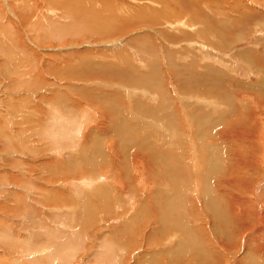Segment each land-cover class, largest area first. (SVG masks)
I'll list each match as a JSON object with an SVG mask.
<instances>
[{
  "label": "rangeland",
  "instance_id": "obj_1",
  "mask_svg": "<svg viewBox=\"0 0 264 264\" xmlns=\"http://www.w3.org/2000/svg\"><path fill=\"white\" fill-rule=\"evenodd\" d=\"M20 1L23 3L14 6V12L9 8V0L8 8L0 2L3 14L0 43L4 51L13 50L18 56V59L10 57L11 52L9 57L5 54L0 57L4 63L0 66V264H24L28 259H22L21 252L28 255L30 264H243L247 242L262 243L256 237L261 236L263 227L259 222L260 214L255 227L241 228V237L233 239V246L228 242L229 250L220 245L214 250L209 244L217 245L228 237L223 229L232 233L235 227H224L222 224L226 221L219 219L226 212V202L222 198L212 201L219 210L212 214L215 218L206 209L196 213L195 208L204 204L202 192L206 187L212 188V167L219 165L216 169V175L222 176L221 180L218 177L219 183L228 179L230 168L240 171L244 179L248 177L244 167H264V160L258 155L253 166L248 164L249 160L245 161L248 146L237 133L241 132L240 127H248L253 118L263 132L264 100L260 103V99H264V0H224L222 4L214 0L209 8L203 0H190L192 6L188 5L189 0H183L184 9H178L172 5L173 0H169L167 5L178 12H174L177 19L172 21L170 16H175L164 10L161 14L164 18L156 22L147 18L157 16V11L152 12L158 9L149 0H139V3L138 0H100L102 7L98 5L99 8L94 9V16L91 6L80 9L76 15L75 11L70 13L69 9L51 6L48 0ZM240 3L250 5L239 6ZM15 39L16 47L12 46ZM10 62L18 64L16 78L20 81L17 83L4 73V70H12ZM104 72L107 78L99 74ZM113 75L115 80L111 78ZM125 75H128L126 80L120 81ZM162 93L166 97L165 105L156 102ZM191 95L196 100L191 99ZM216 97L220 99L215 100ZM210 100H215L219 111L224 110L225 120L217 123L219 128L213 124L214 129L208 127L206 131L204 121L200 119L202 126L193 112L199 107L202 114H210ZM146 108L150 114H146ZM151 111L155 114L151 115ZM59 113L64 115L63 120L69 121V126L79 124L81 127L78 141L74 138L77 143L73 146V141L69 144L70 139H65L68 143L61 141L58 154L53 150L57 143L52 145L47 135L56 130L50 119ZM108 113L113 115L107 118L109 120L105 117ZM48 121L53 130L47 126ZM126 124L127 128L131 127L129 136L132 129L135 134L130 142L142 144L137 148L140 154L146 155V148L152 146L155 155L166 151L178 156L183 149L188 153L190 164L199 163L194 171H189L191 178L186 171L176 176L179 165L176 167L175 162L169 163H175V167H167L170 179L185 185L181 187V199L186 189L193 190L186 201L176 205L179 210L173 215L177 217L169 215L170 208L159 207L161 212L163 210L161 220H173L174 224L170 221H167L169 225L162 224L160 215L153 213L148 194L153 184L147 179L151 176L144 175L139 158L129 163L128 155L133 151L130 152L128 146L130 138L123 140ZM148 124H154L152 131L144 129L143 132ZM105 125L108 130H104ZM217 129L224 131L220 132L224 137L223 145H217L220 163L209 167L211 141L214 136L221 140L220 134H214ZM258 143L264 144L261 140ZM106 144L111 150L105 148ZM97 146L103 147L100 152ZM230 151L234 152L231 156ZM106 153L118 157L117 160L105 165L100 163L102 166L96 164L97 158L105 162L101 154ZM156 159V165L162 163L161 156L157 155ZM119 164L126 171L124 178L119 171L115 172ZM196 176L198 180L194 179ZM229 178L233 182L240 181L233 175ZM139 180L141 183L137 184ZM94 183H102V188H96ZM187 183L189 187L185 188ZM236 186L234 189L238 191L240 185ZM260 191H264V187H260ZM106 197L112 199L110 206L116 207L112 214L103 205ZM192 199L194 206L188 202ZM115 200H120V204ZM176 222L182 226L185 223L181 230L173 228ZM157 227L160 233L155 230ZM218 229L220 234L213 232ZM2 233H7L9 243ZM62 238L65 245L59 254L62 246L57 247L58 252L51 247ZM41 240L51 243L47 252L37 251ZM186 246L189 247L186 249ZM48 255L52 258H46Z\"/></svg>",
  "mask_w": 264,
  "mask_h": 264
},
{
  "label": "bare ground",
  "instance_id": "obj_2",
  "mask_svg": "<svg viewBox=\"0 0 264 264\" xmlns=\"http://www.w3.org/2000/svg\"><path fill=\"white\" fill-rule=\"evenodd\" d=\"M10 2H9V4H10V7L9 8H11V10H12V12H14V6L15 7H19V6H21L20 4H22V3H20L21 1L20 0H9ZM32 1H35V0H32ZM37 1V0H36ZM99 1V3L100 4H96V2H98ZM98 1H96V0H55V1H50V0H48V3H50V5L52 6H56V8L58 7V8H63L65 11L67 10V9H69L70 10V13L71 12H74L75 11V14L77 15V13H79V11H81L80 9H83V8H89L90 6H91V8H92V15H93V12H95L96 10H94L95 8H99L98 7V5L100 6L101 5V2H100V0H98ZM101 1H103V0H101ZM133 1V0H132ZM137 1V0H136ZM168 1L169 0H149V2H151V3H153V4H155V5H157L158 6V9H156V10H153V14H155V12L157 11V13H156V15L157 16H151L150 18L149 17H147L148 18V20L149 21H160L161 19H163L164 17H163V15H161L162 14V11H164V10H167V11H169L170 12V14L172 13L175 17H172V15L170 16V18H171V20L172 21H174L175 19H177V17H176V13H178V12H176L175 10H173L172 9V7L171 8H169V6L167 5V4H169L168 3ZM171 1V0H170ZM217 2H220V4H222L223 2H224V0L222 1H218V0H216ZM249 1V0H248ZM254 1V0H253ZM0 2H1V5H3L4 7H7L8 8V0H0ZM46 2V1H45ZM144 2V1H143ZM203 2H205V4L204 5H206V7L207 8H209L211 5H214V0H203ZM29 3H30V1H29ZM32 3V2H31ZM138 3H139V0H138ZM172 5H175V6H177V8L178 9H184V7H185V5H184V3H183V0H173L172 1ZM254 3V2H253ZM121 4V3H120ZM220 4H218L220 7H221V5ZM0 5V6H1ZM29 5V4H28ZM50 5H48V7L50 6ZM188 5L189 6H192V2L189 0V2H188ZM248 5H250V4H248ZM248 5L246 4V3H240L239 4V6H244V7H248ZM50 6V7H51ZM136 6H138V5H136ZM140 6V5H139ZM203 6V5H202ZM2 7V6H1ZM100 7H102V6H100ZM133 7V6H132ZM213 7H216L217 8V6H213ZM105 8V7H104ZM133 9V8H132ZM176 9V8H175ZM243 9H245L246 11L247 10H249V9H247V8H243ZM10 10V11H11ZM172 10V11H171ZM9 11V10H8ZM64 11V12H65ZM155 11V12H154ZM181 11V10H180ZM89 12V11H88ZM88 12H85V13H87L88 14ZM174 12H176V13H174ZM15 13H16V11H15ZM68 13V12H67ZM83 13V12H82ZM74 14V13H73ZM73 14L71 15L72 17H73ZM74 14V15H75ZM65 15H66V13H65ZM85 15V14H84ZM88 15H90V14H88ZM91 15V16H92ZM144 15V14H143ZM11 16H14V13H13V15H11ZM94 16V15H93ZM92 16V17H93ZM114 16H116V15H114ZM145 17H146V15H144ZM69 17V16H68ZM77 17L78 16H75V18L77 19ZM84 17V16H83ZM82 17V18H83ZM98 17V16H97ZM145 17H143V18H145ZM75 18H74V20H75ZM84 18H87V17H84ZM140 18V17H139ZM73 19V18H72ZM89 19V18H88ZM107 19V18H106ZM146 19V18H145ZM1 20H3V14L2 13H0V21ZM7 20V19H6ZM77 20H79V21H81L80 19H77ZM78 21V22H79ZM134 21V20H133ZM10 22L11 23H15L13 20H11L10 19ZM38 22V21H37ZM82 22V21H81ZM97 22V21H96ZM105 22H107V21H105ZM3 23V22H2ZM36 23V22H35ZM96 24V23H95ZM108 24V23H107ZM7 25V24H6ZM92 25V24H91ZM51 26V25H50ZM93 26H95V25H93ZM5 27V26H4ZM7 27H8V25H7ZM96 27V26H95ZM8 30V29H7ZM12 30V29H11ZM10 30V31H11ZM115 30V29H114ZM12 32V31H11ZM110 34V33H109ZM108 34V35H109ZM17 36V35H16ZM15 36V37H16ZM20 36V35H19ZM18 37V36H17ZM203 38V37H202ZM2 39V38H1ZM19 39V38H18ZM0 42H1V40H0ZM10 42V41H9ZM18 45V43H17V40L15 39L14 40V44L12 45V46H17ZM21 46V45H20ZM14 48V47H13ZM4 49L5 48H3L2 47V45H1V43H0V57L1 58H3L5 55H8V54H10L11 52H13V50L12 51H9L8 49V53H7V51L5 50L4 51ZM10 50H11V48H10ZM22 50V49H21ZM20 52V51H19ZM5 54V55H4ZM8 57H9V55H8ZM10 57H15V59L17 58L18 59V56L16 55V54H14V52L13 53H11V56ZM11 59H14V58H11ZM10 59V60H11ZM14 61V60H13ZM0 62H2V63H0V66H1V64L4 66V63H3V61H0ZM8 62V61H7ZM11 63V62H10ZM9 63V64H10ZM8 64V63H7ZM10 65H11V67H10ZM9 65V68L10 69H12V70H4L5 72L4 73H7L8 75H7V77H13L12 78V81H15V83H17L18 81H20V79H17L16 77L18 76V69H19V67H18V69H17V66H18V64L17 63H11ZM2 69V68H1ZM5 69H7V68H5ZM3 70V69H2ZM33 72V71H32ZM106 72H104V73H99L102 77H104L105 75H103V74H105ZM39 76V75H38ZM128 75H125L124 77H122V78H120L119 80L120 81H125L126 79V77H127ZM138 76V75H137ZM106 78H107V76H105ZM113 80H115L114 78H116L114 75L111 77ZM128 79V78H127ZM117 80V79H116ZM256 84V83H255ZM13 85V84H12ZM256 86V85H255ZM41 87V86H40ZM253 88H254V86H253ZM195 92V91H194ZM258 92V91H257ZM101 93V92H100ZM191 93V92H190ZM205 93H207V92H205ZM263 93V92H262ZM102 94V93H101ZM215 94V93H214ZM214 94H212V95H214ZM217 94V93H216ZM255 94V93H254ZM264 94V93H263ZM100 95V94H99ZM198 95V94H197ZM209 95H211V93H209ZM88 97H90V98H92L93 97V95H87ZM160 97H159V99H158V97L156 98L157 99V101L156 102H158L157 104H159L160 103V105H165V104H167V102L165 101L166 100V97H163L164 96V94L162 93V95H159ZM260 96V95H259ZM264 96V95H263ZM262 96V97H263ZM185 97V96H184ZM215 97V96H214ZM221 97V96H220ZM237 97V96H236ZM256 97H257V95H256ZM101 98V97H100ZM128 98L129 99H131L129 96H128ZM240 98H241V96H240ZM259 98V97H258ZM191 99H193V100H196V98H194V95H191ZM199 99V98H198ZM218 100V99H220L219 97H216L215 98V100ZM150 100V99H149ZM148 100V101H149ZM215 100H210V102H209V107H211V112H210V114H208V115H204V114H202L203 112L199 109V107H197L196 109H194V114L193 115H196L197 116V121L198 122H200V119L202 120V122L204 121V126H206V127H204L205 128V130L207 131L208 129V127H210V129H211V127H213L214 125H217V126H215L216 128H219L218 126H220V124H217L218 122H222L223 123V120H225L224 119V110L222 109V110H220L219 111V106L216 104V102H215ZM257 100V99H256ZM263 98H261L260 99V103L261 102H263ZM130 101H132V100H130ZM259 101V100H258ZM130 103V102H129ZM151 103V102H150ZM241 103V102H240ZM220 104V103H219ZM244 104H246V103H244ZM144 106H146L145 104H144ZM154 106H155V104H154ZM156 106H158V105H156ZM179 106V105H178ZM140 107V106H139ZM183 107H184V105H183ZM200 107H202V106H200ZM257 107V106H256ZM141 108H142V110H143V107H142V105H141ZM145 108V107H144ZM159 108V107H158ZM186 108V107H185ZM184 108V109H185ZM230 108V107H229ZM249 108V107H248ZM109 109V108H108ZM136 109H138L137 107H136ZM179 109H180V107H179ZM182 109V108H181ZM158 110V109H157ZM248 110V109H247ZM97 111V110H96ZM105 111V110H104ZM132 111H134V110H132ZM145 111V110H144ZM155 111V110H154ZM181 111V110H180ZM209 111V110H208ZM108 112V111H107ZM107 112H104V113H107ZM112 112H115L114 110L112 111ZM147 108H146V114H147ZM150 112V111H149ZM148 112V113H149ZM183 112H185L184 110H183ZM250 112V113H249ZM248 113L249 114H251V115H253L252 113H251V111H249ZM99 113V112H98ZM116 113V112H115ZM129 113V112H128ZM136 113V112H135ZM255 113V112H254ZM114 114V113H113ZM150 114V113H149ZM155 114V112H153V111H151V115H154ZM191 114V115H192ZM214 114H215V116H214ZM96 115V114H95ZM106 115V114H105ZM108 115L109 116H105L106 117V119L107 118H111L112 116L108 113ZM129 115V114H128ZM179 115V114H178ZM250 115V116H251ZM156 116V115H155ZM166 116V115H165ZM185 116V115H184ZM195 116V117H196ZM221 116V117H220ZM230 116H231V114H230ZM229 116V117H230ZM248 117H249V115H248ZM52 119H50V123L55 127V131L54 132H52V125L49 123V121H48V123H47V126L50 128V129H52L51 130V132L52 133H49L48 135H47V138L49 139V140H52V145L55 143H57V148H54V146H53V150L57 153L58 152V154L60 153V151L59 150H61L60 148H58L59 146H61V141H63V140H67V139H70L69 140V144H70V141H73L72 143H73V146H74V143L76 142L75 141V139L78 141V135L77 134H79L78 132H79V130H80V125L79 124H74V125H72V126H69V121L68 120H63V118H64V115H62V114H58V115H56V118H54V117H51ZM154 118V117H153ZM152 118V119H153ZM185 119V118H184ZM230 119V118H229ZM252 119V118H251ZM107 120H109V119H107ZM138 120V119H137ZM58 121V122H57ZM130 121V120H129ZM128 121V122H129ZM136 121V120H135ZM134 121V123H136ZM156 121V120H155ZM195 121V120H194ZM211 122V123H208V122ZM104 122V121H103ZM102 122V123H103ZM131 122V121H130ZM138 123L137 124H139V121H137ZM196 122V121H195ZM108 123H109V121H108ZM201 123V122H200ZM107 124V123H106ZM137 124H135V127L136 126H138ZM155 124V123H154ZM154 124L153 125H149V126H147V128H143V130L144 129H146V132H147V130H151L152 131V128L154 127ZM214 124V125H213ZM173 125V124H172ZM196 125V124H195ZM201 125H202V123H201ZM201 125H200V127H201ZM202 125V126H203ZM236 125V124H235ZM103 126V125H102ZM106 126V125H105ZM127 126H128V124H126L125 125V127H124V129H123V131H122V133H123V135H124V137H123V140H125V138H127V137H129L130 139H129V141H128V146L131 148V150H130V152L131 151H133L130 155H128V160H129V163H131L132 161H135L136 162V158H139L140 159V161L141 162H139L140 163V166L142 167V171H144V175L147 177V176H151V177H147V179L149 180V182H151L152 184H153V188L151 187V189H149V196H150V202H151V204L153 205V207H151L152 208V210H153V213H158V215H160V218H159V220L161 221V223H162V221L163 220H161V216H162V212H163V210H162V212H161V208L162 209H168V208H170V210H167V212H169L168 214L169 215H171L173 218H175L174 217V215H173V213H177L178 212V210L179 209H177V207H176V205L179 203V202H181L182 200H185L186 201V198H189L188 197V195H189V193H193V190H191V189H186L185 191H184V193H183V197H184V199H181V194H182V191H181V187H183L184 188V186L185 185H179V183L180 182H175V181H173L172 179H174V178H171L170 179V175L168 176L167 175V167H175V163H176V176H179L180 174H182V172L184 173V171H186L187 172V177L188 178H191V176H190V170L191 171H194V169H195V167H198V164H197V162H193V163H189V158L187 157V154L188 153H186L185 154V152L184 151H182L181 150V154H179L178 156H175L174 154H171L170 153V155L169 154H167L166 153V151H165V153H163V154H157L158 155V158L161 156L162 157V163H160L159 165H160V167H164V168H160L159 167V165L157 164L156 165V156L157 155H155L154 154V149L152 148V147H148V148H146L147 149V154L145 155V154H140L139 152H140V150L139 149H137V148H140L141 146L140 145H142V144H140V143H131L130 142V140H132L133 138H134V136H135V134H134V131H133V129H132V131H131V136H129V130H130V128L131 127H128L127 128ZM139 126L140 127H142L141 126V124H139ZM199 126V125H198ZM199 127V128H200ZM236 127V126H235ZM104 128V130H108L109 128L106 126V127H103ZM167 128V127H166ZM169 128V127H168ZM196 128V131L199 133L200 131H198V127L196 126L195 127ZM201 128H203V127H201ZM200 128V129H201ZM220 128H222V127H220ZM237 128V127H236ZM245 128V127H244ZM263 128V132H260L259 131V129H260V125H259V122H257L256 121V118L254 119L253 118V121L252 122H249L248 123V127H246L245 129H243V128H241L240 127V129H241V132H238L237 131V133L238 134H240L241 135V140H243V143H244V141H246V145L248 146L247 148H248V152L249 153H247L248 155H245L246 156V160L245 161H248L249 160V162H248V164H250L251 163V166H253V163H255L254 162V159H255V157L258 155L259 157H260V160L262 161V160H264V144L263 145H261V144H259L258 142H259V140H261V141H263L264 142V127H262ZM213 129H214V127H213ZM239 129V130H240ZM40 130H42V132H43V129H40ZM136 130H137V128H136ZM142 130V131H143ZM188 130H190V129H188ZM203 130V129H202ZM221 129H217V131H214V134H217L218 136H220L221 135V133L220 132H222L223 131V129H222V131H220ZM68 131H69V135H68ZM120 131V130H119ZM167 131V130H166ZM195 131V132H196ZM213 131V130H212ZM235 131V130H234ZM233 131V132H234ZM143 132H145V130L143 131ZM196 132V133H197ZM211 132V131H210ZM224 132V131H223ZM163 133H164V131H163ZM206 133V132H205ZM226 133V132H225ZM236 133V134H237ZM45 134V133H44ZM148 134V133H147ZM146 134V135H147ZM200 134V133H199ZM203 134V133H202ZM220 134V135H219ZM227 134V133H226ZM89 135H90V133H89ZM120 135V134H119ZM139 135V134H138ZM136 136L137 137V139H138V137L139 136ZM153 135H154V133H153ZM156 135V134H155ZM175 135H178V134H175ZM198 135V134H197ZM234 135V134H233ZM75 136V137H74ZM208 136V135H207ZM210 136H212V135H210ZM223 135H221L220 136V138H221V140L219 141L218 140V138L219 137H215L214 136V138L215 139H213V138H211V139H213V141H211V147H212V151H211V154H209V156H210V160L211 161H209L210 163H208L209 164V167H212L213 166V164H214V166H215V164H216V162H219L220 163V158H219V155L220 154H218V152H217V145L219 146V143L220 144H222L223 145V140L222 139H224V137H222ZM15 137V136H14ZM117 137H118V135H117ZM203 137V136H202ZM213 137V136H212ZM231 137H233V136H231ZM1 138V137H0ZM7 138V137H6ZM75 138V139H74ZM227 138V137H226ZM234 138V137H233ZM10 139V138H9ZM139 139H141V137L139 138ZM206 139V138H205ZM65 140V141H66ZM126 140H128V139H126ZM8 141V140H7ZM202 141V140H201ZM226 141V140H225ZM67 143H68V141H66ZM137 142V141H136ZM142 142H144V141H142ZM169 142V141H168ZM233 142V141H232ZM66 143V144H67ZM77 143V142H76ZM154 143V142H153ZM261 143V142H260ZM54 144V145H55ZM65 144V145H66ZM150 144H152L151 142L149 143V146H150ZM205 144H207L208 145V143L206 142ZM24 145V144H23ZM64 145V144H63ZM113 145V144H112ZM144 145H146V144H144ZM148 145V144H147ZM168 145V144H167ZM210 145V144H209ZM241 145V144H240ZM25 146V145H24ZM67 146V145H66ZM66 146H64L63 148H65ZM169 146V145H168ZM107 147H109V150H111V147H110V145L109 144H106L105 145V148H107ZM165 147V146H164ZM221 147V146H220ZM101 148H103V147H100V146H97V152H100V150H101ZM214 148V149H213ZM23 150V149H22ZM56 150H58V151H56ZM109 150L107 151V152H109ZM220 150V149H219ZM174 151V150H173ZM195 152V151H194ZM117 152H116V148H115V154H116ZM161 153V152H160ZM234 152H232V151H230L228 154L231 156L232 154H233ZM244 153V152H243ZM122 154V153H121ZM245 154V153H244ZM100 155V154H99ZM103 157L105 156V158L104 159H106L105 160V162L104 161H102L100 158H97V163L96 164H100V163H102V165H105L106 164V162H112L113 160H117V158L116 157H112V154H110V153H106V154H101ZM200 155V154H199ZM70 156V155H69ZM201 156V155H200ZM71 157V156H70ZM194 157V156H193ZM195 157H196V155H195ZM232 158V157H231ZM124 159V158H123ZM194 159H196V158H194ZM209 159V158H208ZM108 160H110V161H108ZM202 159H200V163L202 162L201 161ZM224 160V159H223ZM234 160V159H233ZM165 161H167V166L165 165ZM196 161V160H195ZM243 161H244V159H243ZM95 162H96V160H95ZM119 162V160L118 161H116V163H118ZM170 162H175V163H172V164H169ZM187 162H188V164H187ZM234 162V161H233ZM218 163V164H219ZM237 163V162H236ZM90 165V164H89ZM101 165V164H100ZM101 165V166H102ZM219 166V165H218ZM217 166V167H218ZM104 167V166H103ZM115 167V166H114ZM121 167H123V166H121L120 164L119 165H116V171L115 172H117V171H119L120 172V174H123V178L126 176V171L125 170H123ZM153 167H155V169L153 168ZM159 167V168H158ZM200 167V166H199ZM206 167H208V165L206 166ZM217 167H212L211 168V170H214V171H211L212 172V175H213V179H212V181H210L211 182V184H212V188H210V186H209V188L210 189H208L207 187H206V189L204 190V192H202V197H203V202H204V204H202V206H200L201 208H195V209H198V210H196V213H200V210H207V212H210V214H211V217L213 216L214 218H215V216L216 215H212L213 213L215 214V211H216V209H217V207H215L213 204H212V201H218V199L219 198H222V200L224 201L225 200V202H226V212H224V213H222L223 215H222V218H220L219 217V219H224L226 222L225 223H221V222H219V223H221L222 224V226H224V227H226V226H235V227H232V229H233V232L232 233H228L227 232V228L225 229H223L224 230V233H225V235H227L226 237V239L224 238L223 240H220L221 242H219L217 245L216 244H214V243H210V242H208V241H211V238H209V240L208 241H206V243L208 242V243H210L209 245H211L212 247H213V249L215 250V249H217V247L220 245V246H222V247H224L225 249H227V250H229L230 249V247H229V244L231 243V245L233 244V243H235L234 242V238L236 237L237 238V236H240V234H241V232H240V230H241V228H249L250 226H252L253 225V227H255L254 225H256L257 224V222H258V217H259V214H260V216H261V220H259V222L261 221L262 223H263V227H262V232L260 233V229L257 231V234H261V236H257L256 235V237H257V239L259 240V241H261L262 243H264V191H260V187H264V185H262V183L264 182V167H244L243 168V170H245V173L244 174H246V176H248L247 178H242L241 176H240V174H239V172L240 171H236V170H232L231 171V168L229 169V173H228V179H225L224 180V183H222L221 181V183H219L218 181V177H220V180H221V177L222 176H217L216 175V169H217ZM232 167V166H231ZM166 168V169H165ZM234 168V167H233ZM170 169H172V168H170ZM201 169V168H200ZM162 170V171H161ZM202 170V169H201ZM200 170V171H201ZM210 170V169H209ZM239 170V169H238ZM137 171V170H136ZM135 171V172H136ZM246 171H248V172H246ZM109 173V172H108ZM130 173V172H129ZM191 173H193V172H191ZM91 174V173H90ZM115 174V173H114ZM143 174V173H142ZM175 174V173H174ZM198 174V173H197ZM98 175H99V173H98ZM105 175V174H104ZM107 175H110V174H107ZM183 175V174H182ZM185 175H186V173H185ZM210 175V174H209ZM223 175H225V172H223ZM234 176L235 177V179H240V181H235V182H233L232 181V179H230L229 177H231V176ZM133 176V175H132ZM135 176V175H134ZM142 176V175H141ZM194 176V175H193ZM169 177V178H168ZM199 177V176H198ZM200 177H203V176H201L200 175ZM205 177V176H204ZM94 178V177H93ZM136 178V177H135ZM144 178V177H143ZM184 178V177H183ZM182 178V179H183ZM186 178V177H185ZM184 178V179H185ZM98 179V178H97ZM183 179V180H184ZM193 179V178H192ZM194 179H197V176H196V178L194 177ZM207 179V178H206ZM118 180V179H117ZM131 180H133V179H131ZM198 180V179H197ZM135 181V180H134ZM177 181V180H176ZM179 181V180H178ZM185 181V180H184ZM187 181H191L190 179H188ZM186 181V182H187ZM194 181H196V180H194ZM132 182V181H131ZM130 182V183H131ZM142 182H143V180H142ZM175 182V183H174ZM182 182V181H181ZM192 182V181H191ZM190 182V183H191ZM233 182V183H232ZM141 183V181L139 180V183H137V184H140ZM189 183V182H188ZM188 183H187V186L185 187V188H187V187H189V185H190V183H189V185H188ZM85 184L87 185V184H89V182H86L85 181ZM93 184V183H92ZM95 184V183H94ZM102 184V183H101ZM100 184V185H101ZM107 184H109V183H107ZM124 184H126V183H124ZM136 184V183H135ZM182 184H183V182H182ZM184 184H186V183H184ZM192 184V183H191ZM240 185V188H239V185ZM97 185H99V183L98 184H95V186H96V188H98V189H101L102 188V186H97ZM131 185V184H130ZM237 185V186H236ZM132 186V185H131ZM150 186V185H149ZM234 186H236L235 188H239L238 189V191H235V189H234ZM107 187H108V185H107ZM137 187V186H136ZM135 187V188H136ZM202 187V186H201ZM200 187V188H201ZM95 188V189H96ZM130 188V187H129ZM134 188V187H133ZM132 187H131V189H133ZM225 188V189H224ZM125 189H128V188H125ZM194 189V188H193ZM234 189V190H233ZM122 190V189H121ZM195 190V189H194ZM126 191V190H125ZM91 192V191H90ZM110 192V191H109ZM121 192V191H120ZM198 192V191H197ZM241 192H243V193H241ZM97 193V192H96ZM144 193V192H143ZM241 193V194H240ZM141 195V194H140ZM191 196H192V194H191ZM136 197V196H135ZM105 198V197H104ZM112 201V199H108L107 197H106V201L105 202H103L104 204V206H105V209L107 210V212H109V213H113V209H116V207L113 205V206H110V202ZM114 201V200H113ZM116 201V200H115ZM119 201L120 200H118V201H116L115 203H119ZM193 199L192 200H189L188 202H189V204H192L193 206H194V204H193ZM183 203V202H182ZM181 203V204H182ZM185 203V202H184ZM120 204V203H119ZM158 204H159V206H158ZM196 204V203H195ZM115 205H117V207H118V204H115ZM191 205V206H192ZM198 205H199V203H198ZM225 205V204H224ZM157 206H158V208H157ZM217 206V205H216ZM159 207H161L160 209H159ZM182 207V206H181ZM190 208V207H189ZM160 210V211H159ZM192 210V209H191ZM218 210V209H217ZM219 211V210H218ZM164 212H165V210H164ZM122 213V212H121ZM125 213V212H124ZM166 213V212H165ZM184 213V212H183ZM168 214H166V216H168ZM219 214V213H218ZM186 215V214H185ZM176 216V215H175ZM178 216V215H177ZM176 216V217H177ZM221 216V215H220ZM258 216V217H257ZM155 217V216H154ZM164 217H165V215H164ZM180 217V216H179ZM178 217V218H179ZM118 218V217H117ZM167 218H169V217H167ZM114 219V218H113ZM162 219H164L163 217H162ZM172 219V218H171ZM182 220V219H181ZM159 221V222H160ZM166 222H164L163 221V223L162 224H164V223H166V224H168L169 225V223H167V221H170V223L173 221H171V220H169V219H166L165 220ZM175 221H177V219L175 220L174 219V222ZM214 221V220H213ZM216 221V220H215ZM148 222H150V221H148ZM184 222V221H183ZM224 222V221H223ZM173 223V222H172ZM186 223H188V222H186ZM261 223V224H262ZM160 224V223H159ZM174 224V223H173ZM184 224L185 223H183V226H184ZM214 224L215 225H218V223L216 224L215 222H214ZM167 225V226H168ZM171 225V224H170ZM259 225V224H258ZM163 226V225H162ZM182 226V224L180 223V222H176V224H175V226L173 227L174 229H175V227H176V229L175 230H177V229H179V230H181V228L183 227ZM187 226V225H186ZM146 227H147V225H146ZM154 227V226H153ZM165 227V226H164ZM169 227V226H168ZM170 227H172V225L170 226ZM169 227V228H170ZM189 227V226H188ZM187 227V228H188ZM215 227H217V226H215ZM214 227V228H215ZM151 228V227H150ZM163 228V227H162ZM237 228V229H236ZM157 229V232H159L160 231V227H159V229H158V227L157 228H155V230ZM215 229H217V228H215ZM214 229V230H215ZM258 229V228H257ZM155 230H152L153 232H155ZM164 230V233L166 232L165 231V229H163ZM166 230H168V229H166ZM213 230V232L214 233H218L219 232V229L217 230V231H214ZM169 231V230H168ZM188 231V230H187ZM3 232V231H2ZM4 232H6V231H4ZM8 232V231H7ZM179 232V231H178ZM259 232V233H258ZM160 233V232H159ZM158 233V234H159ZM177 233V232H176ZM188 234H189V232H187ZM3 234V233H2ZM4 234H6V236L4 237V240H6L7 242L8 241H10V240H8L9 238L7 237V233H4ZM3 234V235H4ZM10 234V233H9ZM171 234H173V233H171ZM186 234V233H185ZM218 234H220V233H218ZM190 235V234H189ZM253 235V234H252ZM1 236V235H0ZM38 236V235H37ZM160 236V235H159ZM188 236V235H187ZM241 237V236H240ZM229 238H230V241H229ZM239 238V237H238ZM194 238H192L191 237V240H193ZM204 239V238H203ZM39 240H40V238H39ZM63 240H64V238H62V240H59V241H57L56 242V244L53 246V247H51V248H53V250H56L57 249V247L58 246H62V248H61V251L60 250H58L57 249V252L58 251H60L59 252V254L60 253H62V251H63V248H64V245H65V243H62L63 242ZM191 240H189V241H191ZM207 240V239H206ZM188 241V240H187ZM187 241H186V243H187ZM188 241V243H191V242H189ZM235 241H237V240H235ZM255 241V240H254ZM184 242H185V240H184ZM205 242V241H204ZM228 242H229V244H228ZM238 242V241H237ZM5 243V242H4ZM9 243V242H8ZM186 243H184V244H186ZM262 243H259V242H256L255 241V243H251V241L250 242H247V244L245 245V252H244V256H245V259H244V263L243 264H261V262L263 261L264 262V245L262 244ZM10 244H11V242H10ZM184 244H182L183 246H184ZM194 244V243H193ZM204 244V243H203ZM8 245V244H7ZM49 245H51V243L50 244H46V242L44 243V241H39L38 243H37V248H38V250L37 251H39V252H41V253H43L44 251H48L49 250V248H48V246ZM199 245V244H198ZM11 246V245H10ZM192 246V245H191ZM210 246V248L212 249V247ZM233 246V245H232ZM7 247H9V246H7ZM34 247V246H33ZM180 247H182L181 245H180ZM189 246H186V249L188 248ZM209 247V246H208ZM185 248V247H184ZM192 248V247H191ZM207 248V247H206ZM9 249V248H8ZM11 251V250H10ZM36 251V250H35ZM182 251H183V249H182ZM187 251V250H186ZM21 252V251H20ZM207 252V251H206ZM217 252V251H216ZM38 254H40V253H38ZM214 254V253H213ZM241 254V253H240ZM19 255H21L20 257L22 258V259H28V260H26L25 262H24V264H30V259H29V257H28V255L26 254V253H23V252H21V253H19ZM218 255V254H217ZM252 255V256H251ZM51 256V257H50ZM52 258V255H48L46 258ZM223 257V256H222ZM38 258V257H37ZM207 258V257H206ZM220 260V259H219ZM36 261V260H35ZM230 261V258L226 261L227 263ZM242 262H243V260H241ZM238 264H242L241 262H239Z\"/></svg>",
  "mask_w": 264,
  "mask_h": 264
}]
</instances>
